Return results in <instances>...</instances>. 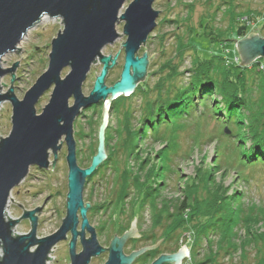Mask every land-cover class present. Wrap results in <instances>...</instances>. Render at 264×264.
<instances>
[{
    "label": "rangeland",
    "instance_id": "rangeland-1",
    "mask_svg": "<svg viewBox=\"0 0 264 264\" xmlns=\"http://www.w3.org/2000/svg\"><path fill=\"white\" fill-rule=\"evenodd\" d=\"M132 0H126L121 12L125 10V7ZM153 7L159 11L158 18L156 19V27L154 31L147 37L144 45H142L137 55L141 56L144 52L148 54H154L152 61L149 63L144 82L152 87L159 75H152L153 72L157 71L160 64H162L167 58L174 57V48L176 45L177 37L182 36L183 40L190 37V42L194 45L193 48H186L184 56L182 59V64L179 67L180 70H184L185 77L182 79L187 80L188 73L187 69L191 65V60L196 56L200 58H208L209 55L215 53L223 56L224 61L239 62V55L236 49V44L238 40L246 38L248 33L257 34L261 39L264 38V0H154ZM191 7V9H190ZM251 10L249 14L245 13L246 10ZM233 13V14H232ZM189 14V16H188ZM240 15L238 18V23L240 25L247 26V35L242 38L236 36L235 23L230 20V15ZM186 15L188 16L187 18ZM46 20L42 22H36L32 28H30L25 33V39L21 40L17 48H21L19 53L17 51L6 53L1 58V66L3 68L11 67L13 62L18 61L17 66L13 72L15 78L12 82V89L15 97L22 99L25 92L34 85L36 79L47 69L48 54L50 52V42L53 37L56 36L58 30H62L61 18H57L59 22H55L56 18H50L47 15ZM176 20L173 23L163 22V20ZM203 24H209V27L213 29V32L221 34L222 44L218 42L209 43L204 37L203 30L204 26L200 27V22ZM159 23V24H158ZM124 21L119 20L116 24V31L118 38L112 43L108 44L101 50L103 55L115 56L117 53L116 64L110 69L109 74L105 79V84L107 86L112 85L113 82L119 79V75L123 65L124 51L123 47H120L121 42L124 43L126 36L122 34V29ZM164 36V42L160 40L159 36ZM186 42H188L186 40ZM32 50L30 53L28 51ZM119 50V51H118ZM182 52V54H183ZM28 53V54H27ZM26 55V56H25ZM25 56V57H21ZM5 61V62H2ZM256 62V70L260 72L258 76L257 73L254 74L248 71V80L251 90L253 91L252 98H258L259 94V78L261 75L264 76V59H258ZM251 65V64H250ZM263 66V67H262ZM157 68V69H156ZM101 69V63L96 61L88 71L85 80L82 82V93L86 96L88 95L92 88L95 77L98 75V71ZM263 72H262V71ZM69 72V67H65L61 71V77ZM11 73L4 75L1 79L2 92L5 93L9 89L11 83ZM264 78L262 79V81ZM179 81V80H178ZM54 86V85H53ZM51 86L47 91L43 93L40 97L38 103L35 105L37 113L41 112V108L47 104L49 99V94L51 93ZM263 94L264 95V81H263ZM139 96L132 98V104L134 108L139 111L140 101ZM69 104H72V98L69 99ZM90 108V107H89ZM89 108L82 109L79 115L74 119L73 125V136L76 142V158L77 164L81 168H85L88 160L91 158L89 155L91 148L94 146L98 139V130L100 123L102 122V117L104 112V106L98 105L96 111ZM107 121L108 124L115 128L117 126V119L114 114L110 113V108H107ZM199 111V110H198ZM197 111V112H198ZM101 115V119H100ZM135 118L137 119L138 113H135ZM11 117V105L8 101H4L0 105V137L5 138L11 128L10 118ZM197 114L194 113L193 119L187 124V129L179 134V149L178 156L173 161L175 168V174L165 177L164 186L159 188V202L162 199H177L182 198L184 195L183 180L188 179V177L194 176L195 166L200 164V160H203L202 166L210 164L213 159H216L217 152L221 155V150L218 145L221 143L224 148H226V154L230 153L226 146H229V141L220 135L214 136L212 140H202L203 141L198 147L193 148V140L191 136L195 135V122L200 121L196 119ZM190 120V119H189ZM96 124H93V122ZM134 120L133 122H135ZM188 122V121H187ZM107 128V127H106ZM105 128V130H106ZM221 129V124H217L214 121H208L202 125V133L205 135L217 134ZM95 131V132H94ZM81 134H78V133ZM206 135V136H207ZM204 136L205 138H207ZM204 138V139H205ZM200 141V142H201ZM138 148L140 153L145 155V151L149 148L152 150H158L162 147V141H154L152 137L140 138L138 142ZM225 150V151H226ZM224 151V149H223ZM105 153L107 154L106 150ZM105 154V155H106ZM66 147L62 143L61 149L57 152V158L52 167L53 155L50 153L49 161L50 164L46 170L38 169L37 167L31 166L29 168L28 175L22 179V182L11 190L10 197L6 206L5 212L7 216L12 219H18L23 214L24 211L34 210L39 206L40 209L35 213L37 217V228L36 236L41 238L48 236L56 231L61 225L62 218L65 217L66 210V194H67V164L65 161ZM118 159H122L121 154L118 153ZM225 155V153H224ZM221 157H219L220 159ZM223 159V158H222ZM220 159L221 169H218V174L215 175L216 179L221 176V170H224L225 163ZM232 159V158H231ZM233 163L231 168L225 169V178L222 181L224 186L230 185L229 192L232 193L236 191L238 193V200L244 205V207H250L254 209L264 208V164L256 163L254 165L246 163L241 164V161L232 159ZM121 164V162H120ZM132 170H136L137 164L133 157L128 159V163ZM123 166V165H122ZM52 167V170L51 168ZM115 171H113L112 166L102 168L98 173L92 175L90 180L83 186V198L84 203L89 202L90 207H88L87 217L89 224L95 229L97 240L99 244L108 248L112 237H120L122 234H117V228H113V224L120 219L124 222L127 220L128 213H132L135 216V229L138 234L142 233L143 239L138 240L134 244L130 242L129 238L124 244L123 251L126 255L132 251L140 250L143 247H150L161 237L162 230L159 226L152 227V217L151 211L147 205L144 208H140L138 202H133L131 194L125 200V205H123L124 212L119 216L118 211L114 208L115 196L112 191L116 188L115 185ZM161 179V178H160ZM118 187V186H117ZM136 190L132 189V195L136 194ZM10 198L12 200L10 201ZM13 201V202H12ZM112 201L108 205V202ZM16 202V203H15ZM21 206H19L18 204ZM121 205L117 203L116 206ZM102 207L99 208V206ZM92 206L98 207L97 210H90ZM121 207V206H120ZM118 207V208H120ZM116 210V211H115ZM186 217V213L184 214ZM18 223L15 225L14 231L23 234L30 230V222L28 219L20 218ZM163 224V223H162ZM167 224V223H166ZM164 224V225H166ZM131 225V223H130ZM185 226V225H183ZM264 226V224H262ZM79 228V226H78ZM77 228V229H78ZM186 228V229H185ZM263 228L261 227L260 231ZM195 231L186 224V227L178 229L172 234L175 237V241L168 244L169 250H165L164 254L176 253L180 248L186 247L189 251L191 243L195 239ZM240 233V239H243V231ZM86 233V237H88ZM151 238L147 240V237ZM70 239V233L67 234V238L58 242L52 249L50 256L52 259L47 261V264H69L68 255V243ZM209 239L215 240L214 235H210ZM207 240L202 238L201 245L198 250L199 258L203 257V254L207 251ZM81 249L80 244L77 242L76 251L79 252ZM255 248H247V258L245 259L248 263L253 264L255 256ZM241 251V250H240ZM239 250L230 256H220L218 264H240L242 254ZM189 254V253H188ZM107 252L101 253L99 256L90 259L89 264H103L106 261ZM189 255L182 259V263L185 264L189 262ZM245 262V264H248ZM243 264V263H242Z\"/></svg>",
    "mask_w": 264,
    "mask_h": 264
},
{
    "label": "water",
    "instance_id": "water-1",
    "mask_svg": "<svg viewBox=\"0 0 264 264\" xmlns=\"http://www.w3.org/2000/svg\"><path fill=\"white\" fill-rule=\"evenodd\" d=\"M125 1L0 0V105L4 101L11 105L10 131L5 138L0 137V264H47L46 261L52 259V248L66 239L68 233L69 264H89L90 259L104 252H107V258L103 264H132L137 256L154 248L143 247L128 255L124 253L122 247L126 241L139 236L134 226L135 217L128 230L120 237L114 235L108 248L102 247L95 229L86 218L89 202L84 203L81 198L87 178L106 159L103 133L107 127V108L118 96L132 94L137 85L144 81L155 54L148 57L144 52L138 56L137 52L154 31L161 10L154 9V0H132L121 12ZM45 15L56 18L55 22L61 18L59 23H62V30H58L51 39L47 69L22 99H18L12 89L13 72L18 61L13 62L11 67L3 68L1 58L6 53H19L21 48L17 46L25 33ZM119 20L124 21L121 29L126 36L124 43L120 44L124 51L123 65L119 79L107 86L104 81L108 70L117 63L118 52L111 56L103 55L101 50L121 35L115 29ZM235 44L239 65L248 66L258 59H264V38L260 39L252 31ZM96 61L101 63V69L89 94L85 96L81 89L82 82ZM65 67H69V72L62 78L61 71ZM8 73L12 76L11 85L3 93L2 85L5 84L1 83V79ZM51 86L47 104L37 113L35 105ZM99 103H103L104 112L98 130L97 150L90 165L81 168L77 164L72 124L82 109ZM62 143L66 147L67 194L66 213L61 225L52 234L37 237L35 213L40 209L37 206L34 210H22L20 218L29 220L30 230L23 234L13 232L20 218L11 219L5 212L11 190L28 175L31 166L46 170L50 164V153L54 167ZM77 241L81 246L79 252L75 250ZM188 253L186 247H182L176 253L159 255L150 264H181Z\"/></svg>",
    "mask_w": 264,
    "mask_h": 264
},
{
    "label": "trees",
    "instance_id": "trees-1",
    "mask_svg": "<svg viewBox=\"0 0 264 264\" xmlns=\"http://www.w3.org/2000/svg\"><path fill=\"white\" fill-rule=\"evenodd\" d=\"M250 11L247 9L245 13L249 14ZM232 14L230 20L237 25L236 36L245 37L247 26L238 23V18H241L242 14ZM188 16L186 15L185 18ZM175 21L167 19L161 23ZM199 25L201 28L204 26L202 35L208 40V44L214 42L222 44V41H226L222 39L221 34L214 33L209 24H203L201 21ZM159 37L162 44L164 36ZM182 38V36L177 37L175 56L167 58L158 69L156 68L157 71L152 73L159 75L152 87L147 82L140 83L129 96L120 95L111 102L110 113L118 120L117 126L112 128L108 124L103 133L106 159L92 175L102 168L112 166L116 182V188L112 191L115 196L113 206L119 216L124 212L123 205L131 194L133 202H138L140 208L143 209L145 204L150 207L151 228L167 223L168 231L163 232L167 238H171L178 229L186 227V224L189 225L195 231L196 237L189 247L190 260L185 264H218L220 256H230L237 250L243 253L239 263L245 264L248 263L245 260L247 248L252 247L256 249L253 264H264V226H262L264 208L244 207L238 200V193L233 190L232 193H228L231 189L230 185L222 184L225 178L224 170L231 168L232 159L236 162L241 161L242 165L264 164V95H262L264 76L261 75L259 78L258 98H252L253 91L251 86L247 85L249 83L247 74L251 69L254 74L257 73L256 76L260 74L256 70L257 60L251 65L241 66L239 62L229 63L224 61L223 56L213 53L208 58H200L196 54L187 69V80H184L182 77H185V72L179 68L184 56L183 51L187 47L193 48L194 45L190 42V37L186 39L188 42ZM136 96L141 99L139 111L130 101ZM98 105L102 110L103 103L93 105L89 109L96 111ZM135 113H138L137 119ZM194 113L197 114L196 119L200 121L195 122V135L191 136L193 148L203 142L199 139L210 141L214 136L220 135L229 141V146L226 147L230 153L226 154V148L220 143L218 147L221 155L217 152V158L205 166H202L201 159L200 164L195 166L194 176L183 180L181 188L184 195L181 199L164 198L159 202L161 182L169 174H175L172 163L179 154L177 151L179 134L187 129L186 123L193 119ZM134 120L136 123L133 122ZM208 121L221 124L219 133L217 131V134H206L207 136L202 133V125ZM93 124L96 122L94 121ZM150 136L154 141H162V147L158 150L149 148L143 155L138 148V142L141 137ZM96 144L97 141L90 150L91 158L96 153ZM118 153L121 154L122 159L125 158V161L117 158ZM130 157H133L137 164L135 171L127 164ZM219 157L223 158L222 162L225 166L224 170H221L220 178L216 179L215 175L219 173L218 169H221ZM91 158L86 167L90 165ZM132 189L137 193L132 195ZM110 203L112 201H109L108 205ZM117 203L121 205L116 206ZM93 209L97 210L98 207L92 206L90 210ZM128 214L126 221L122 222L119 219L113 224V228H117V234H123L129 229L135 216L130 212ZM261 227L263 229L260 231ZM241 230L243 239H240L238 233ZM210 235L215 236L214 241L209 239ZM202 238L207 240V251L202 258H199L198 250ZM157 255L156 251H150L141 256L137 262L147 264L150 258L154 259Z\"/></svg>",
    "mask_w": 264,
    "mask_h": 264
},
{
    "label": "flooded vegetation",
    "instance_id": "flooded-vegetation-1",
    "mask_svg": "<svg viewBox=\"0 0 264 264\" xmlns=\"http://www.w3.org/2000/svg\"><path fill=\"white\" fill-rule=\"evenodd\" d=\"M164 186V183L163 182H161V188ZM145 205H147V204H145ZM148 206V205H147ZM159 207H160V205H159ZM149 209H150V207H149ZM159 227L161 228V230H162V235H161V237L153 244V246H154V248H152V249H149V250H147V251H145L143 254H141V255H139V256H137L136 258H135V260L133 261V263L132 264H138V259L141 257V256H143V255H145L146 253H150V251H156V257L154 258V259H156L159 255H162V254H164L165 252H163V251H165V250H169V248H168V244H171V243H173L174 241H175V237L174 236H171V238H167V236H165V234H163V232L164 231H168L167 229H166V225H164V224H159ZM143 237H145V236H143V234L142 233H140L139 234V236L137 237V238H132V239H130V242L129 243H131L132 241L133 242H137L138 240H140V239H143ZM147 237V236H146ZM137 239V240H136ZM151 238L149 237H147V240H150ZM78 243H79V241H77ZM77 246V245H76ZM149 255H151V254H149ZM149 257V256H148ZM154 259H151L150 258V261L147 263V264H150ZM181 264H183L182 262H181Z\"/></svg>",
    "mask_w": 264,
    "mask_h": 264
},
{
    "label": "bare ground",
    "instance_id": "bare-ground-1",
    "mask_svg": "<svg viewBox=\"0 0 264 264\" xmlns=\"http://www.w3.org/2000/svg\"><path fill=\"white\" fill-rule=\"evenodd\" d=\"M44 20H46V17H42L41 18V20L39 21V22H42V21H44ZM25 39V35L23 36V38H22V40H24ZM9 218H10V216H8ZM12 219V218H11ZM55 247V246H54ZM53 249V248H52Z\"/></svg>",
    "mask_w": 264,
    "mask_h": 264
},
{
    "label": "built area",
    "instance_id": "built-area-1",
    "mask_svg": "<svg viewBox=\"0 0 264 264\" xmlns=\"http://www.w3.org/2000/svg\"><path fill=\"white\" fill-rule=\"evenodd\" d=\"M263 67V66H262ZM264 69V68H263ZM13 232H15V231H13ZM17 233V232H16ZM19 234V233H18ZM51 257V256H50ZM51 260V259H50ZM50 260H48V261H50ZM47 262V261H46ZM48 263V262H47Z\"/></svg>",
    "mask_w": 264,
    "mask_h": 264
}]
</instances>
